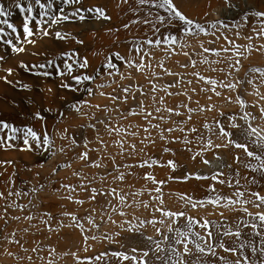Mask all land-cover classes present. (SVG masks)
Here are the masks:
<instances>
[{
  "label": "rangeland",
  "instance_id": "obj_1",
  "mask_svg": "<svg viewBox=\"0 0 264 264\" xmlns=\"http://www.w3.org/2000/svg\"><path fill=\"white\" fill-rule=\"evenodd\" d=\"M12 2L13 0H0V4L4 5L6 10H9ZM27 2L28 0H21L23 4ZM42 2H52L53 8L57 7L56 0H42ZM249 2L256 8L264 10L262 0H249ZM175 3L183 13L205 28L212 23L223 21L231 25V29L220 28L215 36L200 33L195 37H189L181 34L177 37L175 45L169 46L165 42L161 47H153L143 43L154 38L153 32L148 26L135 22L137 16L130 10L135 6L134 0H128L127 3L123 0H83L82 4L74 6L60 5L65 10L63 14L71 17L74 8L101 6L111 19H97L90 13L89 16L92 18L84 22H80L77 18L75 21L71 19L61 21L57 25L40 16L34 22L38 26L34 29L36 34L31 38L35 43L29 44L26 42L28 37L23 34L21 27L24 14L13 8L10 9L11 16L0 17V30H2L0 56H3V60L0 61V80L7 76V70L11 68L13 74L7 76V79L13 83H4L13 89L19 98L25 96L11 106V112H0V120H7L18 126H31L38 133L47 131L51 141V150L48 152L44 151L49 147L46 144L35 147L32 151L20 150V148L0 150L20 155L14 157L15 159L0 158V161L10 162L0 164V193L6 198L0 199V214L4 213L6 204L13 202L24 209L21 211L14 207L9 208L7 223L4 219H0V264H48V261H52L53 264H79L80 260L94 259L113 250L133 255L131 252L133 247L141 251H149V256L144 258L148 264H162V261L156 260L152 252L154 245L147 237H152L153 240L161 243V247L167 248L173 236V233L168 232V227L183 230V225L187 221L186 219H180L178 222L167 221V218H163L166 223H157L153 227L150 221L162 219L161 213L157 211L161 207L173 212H184L186 217L197 221L192 231L200 232L205 236L206 231L199 224L205 220L211 222L209 225L213 233L211 243L216 248L217 255L200 256L192 248V255L182 256L188 264H192L197 256H200L201 264H224L220 257H224L225 260H235L237 256L241 258L242 264L244 257L248 258V264H259L264 261V255L260 254L259 239L255 237L252 229L246 227L251 223L252 217L243 212V207L246 206L248 212L253 215L257 211H264V208L257 209L251 204L226 206L229 198H237L235 196L237 190L245 192V199L252 198L251 192L258 191L264 195V179L256 174L257 183L252 184L250 169L234 161L235 155H239L241 160L245 159L242 150L232 147L204 149L201 144V138L205 141L210 138L216 144L222 142L214 131L210 132L206 127L214 128L217 121L222 122L227 130L233 133L234 140L245 142L241 130L231 128L226 120L230 114L236 115V123L243 125L244 121L240 120L239 116L249 112L256 117L251 120L252 125L264 128V117L260 116L259 111L260 107H264V99L260 98L264 96V78L256 76L254 84L251 85L241 83L237 91H229L217 86L216 90L222 93L220 96L212 91H205L212 87L207 83L208 79L235 83L237 80L244 81L251 78L250 68H264V52L256 51L260 45H264V37L257 39L253 33L252 29L258 24L254 17H250L248 23L240 18L246 11L243 0H230V4H237L238 8H230L225 0H175ZM36 10L28 15L34 16ZM61 14L58 11L50 12L52 16ZM161 14L164 13L161 11ZM18 19L19 21H16ZM4 20L16 26L17 32L13 33L7 24L3 23ZM125 25L128 27L126 28ZM40 27L48 31L49 35L43 36ZM165 27L161 26L162 30ZM56 31L65 34L66 39L57 40L54 36ZM174 34L165 32V36ZM224 36L234 41L235 45L241 46V51L244 52L241 64L237 66L239 71L230 69L227 60V56L235 52V48H232L228 54L222 52L223 58L213 55L212 52H203V48L222 50L230 47ZM247 36L253 38L244 39ZM156 38L159 36L157 35ZM7 40H12L15 46L23 47L25 51L22 53L12 51V46L6 43ZM77 40L83 43H77ZM134 41L141 43L144 51L149 53L143 56V60L141 53L130 50L134 48ZM23 53L35 56L34 61L38 64L52 58H57L59 63L58 58L61 53L74 54L71 60H67L68 63H74V67L80 62V58L85 57L92 68L102 67L107 63L106 57L115 53H119L124 59L116 61L117 66L111 70V75L105 71L90 84L85 82L93 90L92 95H87L84 92L85 86H77L79 91L72 93L60 87L59 77L37 76L28 71L23 73L19 71V73L14 66L7 65V60L15 61ZM204 59L210 61L211 66L203 63ZM129 60L134 66L129 67ZM218 60L220 62L216 63ZM24 62L22 60V63ZM141 62L147 65L142 70L136 66ZM213 69H223V71H213ZM90 70L76 68L77 73L87 74ZM201 76L205 79L201 80ZM17 81L28 85V88L25 90L19 87ZM125 88L130 90L127 102L114 104L110 97L123 96ZM100 92H104L105 95L101 96ZM237 95L245 101L247 107L240 106L236 99ZM81 96L83 101L92 105L81 108V112L88 115H81L69 106L77 103L76 98ZM31 98L34 100L30 101ZM7 100L12 101V98ZM141 103L143 111L140 107ZM95 105H99V109ZM168 109H172L173 112H169ZM37 112L45 117L43 121L32 119ZM132 112L140 114L132 115ZM144 112H151L152 115L146 120ZM176 112L180 114L177 115ZM121 113L126 114L127 119L122 118ZM221 113L224 116H221ZM109 123L112 126L137 132V135L132 137L109 134L105 130V124ZM91 125H95V129ZM145 128H149V132L145 133ZM168 129L172 131L169 132ZM71 138H75L77 143L73 144ZM122 139L123 148L120 146ZM85 144L87 148L83 146ZM129 145H135V151ZM85 151L88 152V159L81 160L79 157ZM204 159L210 162L217 161V167L214 168V163L205 165L202 162ZM144 161L154 164L152 167H140L139 165ZM169 161L175 163V170L167 166ZM94 164L101 166L95 167ZM217 172L222 173L219 179L224 180L225 183L221 184L210 179ZM121 174L124 175L123 180L118 179ZM189 174L191 177L203 175L209 179L196 180L189 178ZM146 175L154 176L157 182H164L161 193L155 192L158 186L156 183L144 179ZM237 180L239 186L236 185ZM229 181L233 186L228 185ZM81 184L86 187H80ZM209 185L215 186L214 193L211 192ZM93 189L98 193H111L112 189H115V194L97 195L95 200H92ZM10 191L19 192L21 195L9 196ZM69 195L72 197L71 200L67 198ZM209 195L220 196V204L191 207V202L199 201ZM120 196H124V201H120ZM158 197L162 199L163 204ZM182 197H190L192 200L188 202ZM121 212L124 215H121ZM45 213H50V225L56 231L47 230V226L43 223V220L48 218ZM65 213L69 215L65 216ZM28 215H32L34 219L27 220ZM71 215L79 219L83 225V232L72 223ZM11 217H20V219H11ZM90 218L94 223H89ZM141 222H143L142 227H140ZM58 224L71 226L64 227ZM133 226L139 227V233L127 231ZM157 229L160 231L158 232ZM229 229L233 232L240 230L242 236L237 238L222 235ZM161 233L169 239L162 241ZM85 236L95 238L85 240ZM238 240H244V247L236 255L225 253L219 247L220 243L234 247ZM175 247L182 253L181 245ZM135 255L139 257V252ZM157 255L165 256L167 253ZM106 259L111 264H115L110 256ZM94 264H104V260L94 261ZM128 264L135 262L129 261Z\"/></svg>",
  "mask_w": 264,
  "mask_h": 264
},
{
  "label": "snow or ice",
  "instance_id": "obj_2",
  "mask_svg": "<svg viewBox=\"0 0 264 264\" xmlns=\"http://www.w3.org/2000/svg\"><path fill=\"white\" fill-rule=\"evenodd\" d=\"M124 3H127L128 0H123ZM264 2V0H262ZM57 7L54 9L52 2H42V0H28L26 4L21 3V0H13V2L9 5V10H6L4 5L0 4V17H8L12 15V12L10 9H18L20 13L24 14L23 19L21 21V27L23 29V34L28 37L27 43L33 44L35 41L31 39L36 33L34 29L38 26L36 23L38 20V17L43 16L46 17L51 23L59 25L61 21H68L73 20L75 21L77 18L80 22H84L89 18H97V19H103V20H110L111 17L106 15V10L101 6H96L95 8H74V10L71 13V17L65 13V10L60 5L67 4L70 6H74L77 4H82L83 0H56ZM226 4H229L230 8H238L239 5L237 4H230V0H225ZM135 6L132 7L130 10L135 13L137 16L136 23L148 26L149 30L153 32V39L146 40L143 43L153 46V47H161L165 42L167 45H175L177 43V37L181 34L189 37H195L200 33H203L205 35H216V31H218L220 28H223L225 30H230L231 25H229L226 22L218 21L216 23H212L208 25L207 28L202 26L199 22L196 20L189 18L185 13H183L177 4L175 3V0H134ZM243 4L246 7L245 13L240 17L245 23L250 22V17H254L258 24L256 27L252 29L253 33L255 34L256 38L259 39L261 37H264V10H260L254 6V4H251L249 0H243ZM36 6H38V10H36ZM36 10V14L34 16H29L28 14H31ZM62 13L61 15H50V12H56ZM161 11L164 13L161 14ZM92 14V17L89 16V14ZM3 23L7 24V27L12 30L13 33L17 32L16 26H14L12 23H8L7 20H4ZM42 23V22H40ZM161 26H166L163 30ZM127 28L128 25H125ZM239 27L238 25L236 26ZM2 31V30H0ZM40 32L43 36H48L49 32L44 30L43 27H40ZM165 32L168 33H175L174 35H168L165 36ZM157 35L159 38H156ZM54 36L57 40L64 41L66 39V35L61 33L60 31H56L54 33ZM237 37L239 38V32H237ZM252 36L244 37V39L251 40ZM224 39L227 41L228 45L230 47H225L222 50H214L209 48H203L204 53L212 52L213 55L217 57H222V52L224 54H228L231 52L232 48H235V52H233L231 55L227 56L228 63L230 65V69H234L236 71H239L238 65L241 64V58L244 56V52L241 51V46L235 45L234 41L228 39L227 36H224ZM6 43L8 45L12 46V51H15L17 53H22L25 51L23 47H17L14 45L12 40H7ZM77 43H83V41L77 40ZM134 48L130 50H134L137 53H141V60H143V56L149 55V53L144 51V48L141 43L134 41L133 42ZM183 47V46H181ZM162 50H166L162 48ZM249 51H251L249 49ZM256 51L264 52V45H260ZM74 55V54H73ZM73 55H69L68 53H61L59 56V63L57 62V58L52 59H46L45 62L39 63V64H33V65H27L24 64L22 67L25 71L31 72L34 75L37 76H44V77H59L61 78V84L60 87L67 89L71 91L72 93H76L79 91V87L77 86H85L84 92L87 95H92L93 90L90 86H87L85 82H88L90 84L91 82L98 79V77L107 71L109 75H111V70L116 68V61L117 60H123L124 57H122L119 53H115L113 56L106 57V64H103L100 68H92L89 60L85 58H80V62L75 64L74 63H68L67 60H71L73 58ZM187 55V53H185ZM3 60V56H0V61ZM203 63H208L211 66V62L207 59H204L202 61ZM220 61H216V63H219ZM129 67L134 66L132 61H128ZM123 66V65H121ZM139 69H143L147 65H145L143 62L136 65ZM163 67V65H160ZM76 68L79 69H91L87 72V74L84 73H77ZM43 69L44 71H40ZM35 70V71H34ZM213 71H223V69H213ZM249 72L252 73V77L248 78L244 81L237 80L235 83H232L230 81L224 82V81H216L212 79H208L207 83L211 85L212 87L210 89H205V91H212L217 96H220L222 93L217 91V86L223 89H227L229 91H237L238 85L241 83L246 84H254V79L256 76H259L260 78H264V68L262 67H253L249 69ZM13 74V70L9 68L7 70V76H11ZM172 75L173 73H169ZM229 75L231 72L228 73ZM7 76L2 77L4 82L6 83H13L12 81H9L7 79ZM201 80H204L205 78L203 76L200 77ZM67 81V82H65ZM19 87H22L23 89H27L28 85H24L21 82H16ZM103 87V85H101ZM171 87V86H170ZM153 90L155 91V85H153ZM130 90L128 88L123 89V96L117 97L115 95L111 96V100L113 103L117 102H123L126 103L128 99ZM100 95H105L104 92H100ZM261 99H264V96L260 97ZM237 101L239 102L241 107H247V104L243 99L240 98L239 95L236 97ZM77 103L70 104L69 106L76 111L77 113H80L81 115H88L86 113L81 112V108L83 106L92 107V105L88 104L87 101H83V96L76 98ZM83 101V104L81 103ZM99 109V105H95ZM141 110L143 111V104L141 103ZM118 110V109H117ZM159 111V109H157ZM169 112H173L172 109H168ZM191 111V109H189ZM260 116L264 117V107H260ZM132 115H139L140 113L132 112ZM175 114L179 115L180 113L176 112ZM151 112H144V118L147 120L149 116H151ZM221 116H224L223 113L220 114ZM121 117L124 119H127V115L124 113H121ZM32 119H38L43 121L45 117L41 115L39 112L35 113ZM240 120L244 121V124H238L237 116L236 115H228L226 117V120L230 123L231 128H239L241 130V133L244 137L245 142L241 143L237 140L233 139V133L223 125L222 122L217 121L215 122L214 128L212 126H206L208 127L210 132H213L217 135V138L220 139L222 142L220 144L214 143L212 139H207L206 141L201 138V144L202 148L204 149H220V148H228L232 147L237 150H242L245 156V159L241 160L239 155L234 156V161L238 164L243 166L246 169H250L252 174V184H256V174H259V176L264 179V128H258L252 125L251 120L256 119V117H253L251 113L244 112L243 115L239 116ZM98 123H104V121H98ZM93 129H95V125H91ZM151 127H155V125H151ZM105 130L109 133H116L118 135L123 134V136H132L135 137L137 135V132H131L126 128H120L119 126H112L109 124H105ZM169 132L172 131V129H168ZM182 131V130H181ZM192 131H196V129H192ZM144 132H149V128H145ZM67 138V137H65ZM149 138V137H146ZM72 143L76 144L75 138H71ZM186 143H189V141L185 140ZM48 145L49 147L44 149L45 152H48L51 150V141L49 140V136L47 131H44L42 133H38L33 129L31 126L27 125H16L13 122H9L7 120H0V150L3 149H9V148H20V150H27L32 151L35 147L41 146V145ZM22 146V147H21ZM85 148H87V144L83 145ZM121 148L124 146V140L122 139L120 142ZM254 146V149H253ZM135 151V145H129ZM63 151V149H61ZM199 155V153H198ZM81 160L88 159V152L85 151L82 153L79 157ZM195 159V157H193ZM255 161L256 163L253 164L252 162ZM205 165H209L210 161L207 159H204L202 161ZM9 161H0V164H8ZM154 162L150 163L148 161L142 162L139 166L140 167H152ZM95 167H100L101 165L94 164ZM163 166V165H161ZM173 170H175V163L173 161H169L168 165ZM222 176L221 172H217L213 176L210 177L213 181H218L219 183L223 184L225 183L224 180H220L219 177ZM189 178H194L196 180H206L209 179V177L203 176V175H196L195 177H191V174H189ZM84 179V178H82ZM118 179L123 180L124 175L121 174ZM144 179H147L149 181H153L158 186L155 188V192L158 194L161 193L163 181H155L154 176L146 175ZM186 182V181H185ZM229 186H233L232 182H228ZM236 185L239 186V180L236 181ZM70 188V186H65ZM80 187H86L85 185L81 184ZM209 188L212 193L216 191L214 185H209ZM74 191L75 189H71ZM103 194H115V189H112L111 193H98L97 190H92L91 199L95 200L97 195H103ZM9 196H19L21 193L19 192H9ZM236 199H228L226 206H234L236 204H240L242 206L251 204L257 209L264 208V195H261L258 191L257 192H251L250 196L251 199H245V192H241L237 190L235 192ZM69 200L72 199V197L69 195L67 197ZM186 199V201L191 202L192 198L190 197H182ZM0 199H6L4 197L3 193H0ZM120 201H124V196L119 197ZM160 199V197H158ZM221 197L216 195L212 196L209 195L208 197L201 199L196 202H191V207L196 208L197 205H213L218 206L220 204ZM77 203H83L82 201H76ZM161 204H163L162 199H160ZM17 208L21 211L24 209L18 205L15 204V202L11 204H6L4 208V213L0 214V219H4L5 223H7V213L9 208ZM157 211L161 213L162 219L160 221L152 220L150 223L153 227L156 226L157 223L164 224L166 221L163 218H167V221H179L180 219H186V224L183 225V230L181 228H172L168 227V232L173 233V236L171 237V244L167 248L161 247V243L153 240L152 237H147L149 241L152 242L154 245V248L152 249L153 254L155 255V258L157 261H162V264H188V261H185L182 259L183 255H192V248L196 250V253L200 254V256H203L204 254H208L211 256H216V248L211 243L213 233L210 230V221H203L200 222L199 226L206 231V236L202 235L200 232L192 231V227L194 224L197 223V221H194L190 217H186V214L184 212H173L170 210H165L163 207L158 208ZM243 212L247 213L249 216L252 217V221L250 224H247L246 227H249L254 231L255 237L259 239L260 242V254L264 255V211H257L254 215L252 213L248 212V208L245 206L243 207ZM65 216H68V213L64 214ZM121 215H124L123 212H121ZM45 216L48 217L47 219L43 220V223L47 226V230L52 232L56 231L55 228L51 227L50 225V213H45ZM11 219H20V217H11ZM27 220L31 221L34 219L32 215H28L26 217ZM70 219L72 223L81 229L83 232V225L80 223L79 219L71 215ZM89 223H94L91 218L89 219ZM58 226H71V225H62L58 224ZM143 226V222H141L140 227ZM130 233H139V227L133 226L132 228L127 229ZM159 232L160 230L157 229ZM142 235V233H140ZM222 235L225 236H234L237 238H240L242 236V232L240 230H237L235 232L229 230H226ZM95 237H87L85 236V240L87 239H94ZM169 237L164 236L161 233V240H168ZM16 243H19V241H15ZM176 245L182 246V253L177 251ZM190 245L192 247H190ZM219 247L223 249L225 253H230L233 255H236L240 249L244 247V240H238L235 242L234 247H227L224 243H220ZM35 251V249H34ZM131 252L133 255H128L124 252L120 251H111L106 252L101 255L96 256L94 259L89 258L88 260H80L79 264H94V261H101L104 260V264H111L110 261H108L106 258L111 257L112 261L115 262V264H128L129 261L135 262V264H148L147 260L144 259L149 256V251H141L137 249L136 247L131 248ZM139 252V257L135 255ZM158 253H167L165 256L157 255ZM200 256H197L196 259L192 261V264H201ZM31 259V258H29ZM220 260L224 261V264H242L241 258L237 256V259L235 260H225L224 257H220ZM48 264H53L52 261H48ZM243 264H248V258H243ZM259 264H264V261L259 262Z\"/></svg>",
  "mask_w": 264,
  "mask_h": 264
},
{
  "label": "bare ground",
  "instance_id": "obj_3",
  "mask_svg": "<svg viewBox=\"0 0 264 264\" xmlns=\"http://www.w3.org/2000/svg\"><path fill=\"white\" fill-rule=\"evenodd\" d=\"M20 15V14H19ZM19 18V17H18ZM15 19H17V18H15ZM16 21H19V19L18 20H16ZM85 26V25H84ZM86 27V26H85ZM84 29V28H83ZM86 29V28H85ZM145 34V33H144ZM108 35V34H107ZM132 36V35H131ZM121 38V37H120ZM72 39V38H71ZM51 41V40H50ZM52 42V41H51ZM35 45V44H34ZM42 45V44H41ZM3 48V47H2ZM45 51V50H44ZM29 52H32V51H29ZM33 52H35V51H33ZM48 52V51H47ZM37 53V52H36ZM38 58V57H37ZM10 59V58H9ZM22 60L23 61H25L24 63H22ZM35 56H31L30 54H25L24 55V53H23V55L22 56H18V58H17V60H15V61H8L7 60V65H9V66H14V68L16 69V71L18 70V72L19 71H21L22 73H23V71H25L24 70V68L22 67V65H24V64H27V65H33V64H38V63H36L35 61ZM37 60V59H36ZM73 62V61H72ZM20 73V72H19ZM2 75V74H1ZM6 75V74H5ZM20 75V74H19ZM17 76V75H16ZM12 79H14L13 77H11ZM31 78V77H30ZM30 78H28V79H30ZM33 78V77H32ZM34 78H36V77H34ZM27 79V80H28ZM16 80V79H15ZM26 80V81H27ZM43 82V81H42ZM47 82V81H46ZM26 83H28V82H26ZM38 83V82H37ZM36 82H35V84H37ZM44 83V82H43ZM43 83H42V86H43ZM32 84H33V82H32ZM29 85H31V84H29ZM46 85V84H45ZM36 86V85H35ZM32 87H33V85H32ZM44 87V86H43ZM44 89V88H43ZM44 91V90H43ZM18 92V91H17ZM30 92H33V91H30ZM45 92V91H44ZM49 93V92H48ZM54 93V92H53ZM25 94H28V93H25ZM46 93H44V95H45ZM51 94V93H50ZM49 94V95H50ZM33 95V97L35 96L34 94H32ZM37 95V94H36ZM43 95V96H44ZM24 96V95H23ZM22 96V97H23ZM29 97L31 96V95H28ZM27 96V97H28ZM52 96V95H51ZM21 97V98H22ZM25 97V96H24ZM42 97V96H41ZM45 98H46V96H44ZM43 97V98H44ZM63 97V96H62ZM7 98H10V100H11V98H12V101H8L7 100ZM21 98H19V96H18V94L17 93H15L14 91H13V89H11V88H9L5 83H4V81H3V79H1L0 80V112L1 113H4V112H7V111H9V112H11L12 111V108H11V106L13 105L14 106V104H16V102L17 101H20L21 100ZM35 98H36V96H35ZM53 98V97H52ZM36 99H38V98H36ZM56 99V98H55ZM32 100H34V98H31V100L30 101H32ZM38 100H40L41 101V99H38ZM46 99H44V101H45ZM54 100V99H53ZM36 101V100H35ZM43 101V100H42ZM50 102H51V100H50ZM54 102V101H53ZM63 102V101H62ZM38 103H39V101H38ZM4 104H7L8 105V107H7V105H4ZM6 107H7V109H6ZM8 150V149H7ZM17 155H19V153L18 154H15V153H7V152H1L0 151V158L1 159H11L12 157L14 158V157H16ZM20 156V155H19ZM15 159V158H14ZM210 163H214L215 165H213L214 166V168L215 167H217V165H218V162L217 161H211ZM217 164V165H216Z\"/></svg>",
  "mask_w": 264,
  "mask_h": 264
}]
</instances>
